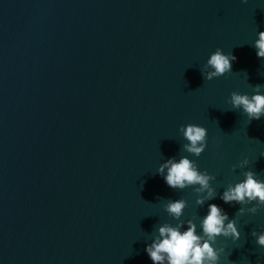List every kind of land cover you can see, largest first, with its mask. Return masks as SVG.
I'll use <instances>...</instances> for the list:
<instances>
[{
    "label": "water",
    "instance_id": "water-1",
    "mask_svg": "<svg viewBox=\"0 0 264 264\" xmlns=\"http://www.w3.org/2000/svg\"><path fill=\"white\" fill-rule=\"evenodd\" d=\"M258 31L264 0H0V264H152L167 200L188 201L184 219L207 210L156 174L173 156L218 193L244 158L264 178V117L228 103L264 85ZM216 48L237 59L206 80ZM189 123L207 129L199 157L181 150ZM237 219L222 264H264V208Z\"/></svg>",
    "mask_w": 264,
    "mask_h": 264
},
{
    "label": "clouds",
    "instance_id": "clouds-1",
    "mask_svg": "<svg viewBox=\"0 0 264 264\" xmlns=\"http://www.w3.org/2000/svg\"><path fill=\"white\" fill-rule=\"evenodd\" d=\"M247 3V0H242ZM252 46L256 50L257 58L264 60V31L256 33ZM237 57L232 53H225L221 48L212 52L201 69V75L206 80H212L232 72V62ZM264 85L254 86L252 94L233 91L228 100L232 109L239 110L248 121L260 120L264 117ZM185 143L181 150L191 156L199 157L207 147V129L203 126L189 123L180 127ZM264 157V154H261ZM236 168L242 171V178L223 186V191L217 192L213 182L216 177L207 170H200L196 161L189 156L170 157L159 164L156 174H159L165 184L174 190L191 188L196 206L207 204L206 214L202 217L193 216L184 219L185 210L189 203L184 198L169 199L163 205L168 216L175 220L172 224L165 222L155 229L150 243L144 251L152 264H222L221 258L226 253V245L219 242L236 243L241 238L237 216H243L245 210L255 215L264 208V178L249 169V160L244 158ZM228 205H239L238 211L232 217L216 203H209L215 199ZM255 243L264 248V229L252 231ZM235 264V262H232ZM257 264H261L258 260Z\"/></svg>",
    "mask_w": 264,
    "mask_h": 264
}]
</instances>
